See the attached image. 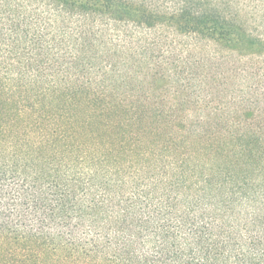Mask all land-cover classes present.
<instances>
[{
  "label": "trees",
  "instance_id": "obj_1",
  "mask_svg": "<svg viewBox=\"0 0 264 264\" xmlns=\"http://www.w3.org/2000/svg\"><path fill=\"white\" fill-rule=\"evenodd\" d=\"M0 264H264V0H0Z\"/></svg>",
  "mask_w": 264,
  "mask_h": 264
}]
</instances>
